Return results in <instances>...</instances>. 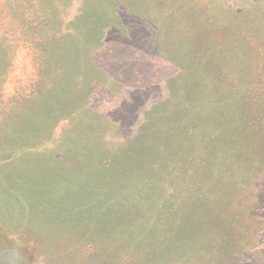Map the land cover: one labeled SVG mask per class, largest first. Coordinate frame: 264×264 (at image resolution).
Here are the masks:
<instances>
[{"label": "rangeland", "instance_id": "1", "mask_svg": "<svg viewBox=\"0 0 264 264\" xmlns=\"http://www.w3.org/2000/svg\"><path fill=\"white\" fill-rule=\"evenodd\" d=\"M0 264H264V0H0Z\"/></svg>", "mask_w": 264, "mask_h": 264}]
</instances>
